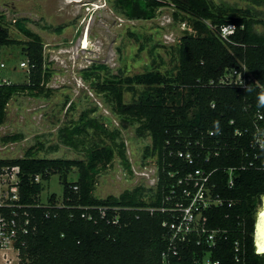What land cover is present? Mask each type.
<instances>
[{"label":"trees","instance_id":"obj_1","mask_svg":"<svg viewBox=\"0 0 264 264\" xmlns=\"http://www.w3.org/2000/svg\"><path fill=\"white\" fill-rule=\"evenodd\" d=\"M250 1L264 6V0ZM116 2L120 12L137 19L152 18L157 9L167 4L166 0ZM171 2L194 18L195 30L181 38L175 74L155 70L123 77L112 75L107 65L94 66L92 71L96 72L98 91L109 97L123 126L139 122V135L152 137L147 155L158 157V182L150 189L142 186L127 190L120 198L96 197L97 177L112 164L116 153L126 167L130 168V162L121 132L110 130L87 114L82 115L78 125L62 133L63 143L85 151V159L38 158L29 150L23 158L0 160V171L20 166L19 192L23 203H38L43 181L54 174H59L64 184L62 200L51 193L48 205L31 209L37 229L25 237L21 264H163L162 254L167 248V228L163 223L168 215L151 213L147 208L161 206L171 184L184 174L177 173L184 162L172 153L185 148L189 141L194 143L195 153H203L202 162L206 153H220L203 163L207 169H216V192L233 202L231 207L227 204L211 212L210 227L228 229L227 240L220 242L213 258L220 264H236L235 242L240 241L245 264H264V255L257 254L254 246V215L260 195L264 194V160L248 166L254 153L263 151L251 148V134L234 135L236 128H253L258 113L264 115L260 101L264 96V30L256 28L260 24L264 27V18L253 5L226 9L211 0ZM231 23L236 24L237 30L228 39L222 38L221 28ZM16 24L31 38L26 50L30 80L0 88V125L6 120L7 106L14 95H40L50 90L46 89L50 76L44 75L41 37L22 20ZM10 42L7 29H1L0 45ZM244 66L253 77L246 87L220 81L226 73ZM101 71L107 73L105 83L99 82ZM92 72L86 71L85 79H91ZM135 85L146 86V90L138 101L126 103L125 91ZM261 124L264 126V120ZM20 138L12 136L6 140ZM198 140L204 147L196 144ZM231 167H237L233 186L229 185L227 171ZM73 168H77L78 176L70 181L68 173ZM171 172L177 173L175 177L170 176ZM37 175L40 181H36ZM58 202L62 205L55 206ZM204 248L191 246L182 264H199ZM196 250L198 255H194Z\"/></svg>","mask_w":264,"mask_h":264},{"label":"rangeland","instance_id":"obj_2","mask_svg":"<svg viewBox=\"0 0 264 264\" xmlns=\"http://www.w3.org/2000/svg\"><path fill=\"white\" fill-rule=\"evenodd\" d=\"M166 1L154 17L137 19L120 12L116 0H0V31L7 29L11 41L0 45V60L6 64L0 69V78L15 83L30 80V66L23 68L21 63L29 64L26 50L31 38L18 28L17 20L41 37L44 75L50 76L46 84L49 91L40 95L18 93L10 100L6 120L0 125V160L23 158L29 150L38 158L85 159V151L63 143L62 133L78 125L87 114L110 130L121 132L130 162V168L126 167L116 153L112 164L97 177L96 197L120 198L127 190L154 187L158 157L147 155L152 137L139 135V122L123 126L109 97L98 91L96 72L92 71L94 66L107 65L112 75L123 77L155 70L175 74L178 45L187 32L195 33L194 18L171 0ZM211 1L226 9L253 5L264 18V6L250 0ZM256 28L264 30L261 24ZM86 71L92 72L89 80L85 79ZM100 73L99 82L105 83L107 73ZM145 90L143 85L127 87L125 102L138 101ZM12 136L21 138L6 140ZM41 145L44 148L40 149ZM68 174L70 181H75L77 168ZM43 185L44 202L51 193L63 199L64 184L59 174L43 181ZM5 256L0 250V264H21L14 251L7 255L12 262H6Z\"/></svg>","mask_w":264,"mask_h":264},{"label":"built area","instance_id":"obj_3","mask_svg":"<svg viewBox=\"0 0 264 264\" xmlns=\"http://www.w3.org/2000/svg\"><path fill=\"white\" fill-rule=\"evenodd\" d=\"M236 30V24L225 25L221 28V36L228 39ZM5 67V62L0 60V69ZM21 67L28 68L29 64L24 61L21 63ZM252 79L247 67L244 66L242 69L236 68L226 73L220 81L225 84L234 83L246 87L247 82ZM11 83L13 81L7 77L0 78V88ZM262 120H264V115L258 113L253 128H236L235 130L236 137L251 134V148L263 151V153H254V159L248 162L249 167L255 165V161L264 160ZM234 122V120L231 121L232 124ZM211 135H214V131L211 132ZM196 144L204 147V143L200 140L196 141ZM194 147V143L189 141L185 148L172 153L184 162V166L177 171V173L183 171L184 174L171 184L161 206L147 208L151 213L159 211L168 215L163 223L167 228V248L162 254L163 264H182L183 257L186 258V254L194 245L198 248H203V246L206 248L198 261L199 264H220V261L214 259L213 256L220 242L228 238V229L210 227L211 212L214 208L227 204L231 207L233 202L216 192L217 184L213 179L216 169H207L203 163L209 162L213 154L217 156L220 153H206L202 162L203 153H195ZM246 156H249V153ZM246 167L247 165L244 166V168ZM236 170L237 167L227 170L230 186L234 185ZM19 171L20 166L18 165L11 168L4 167L0 171V250L5 252L6 262H12V258L7 257L9 251H14L20 259L21 246L26 245L25 237L37 229L31 209L50 203L49 200L44 202L41 199L35 205H29L21 201ZM177 173L171 172L170 176L175 177ZM40 179L41 177L37 175L36 181H40ZM60 205L62 204L58 202L55 206ZM102 212L105 215V211L102 210ZM235 250L237 252L235 255L236 264H245V251L242 250L240 241L235 242ZM194 255H198L197 250L194 251Z\"/></svg>","mask_w":264,"mask_h":264},{"label":"water","instance_id":"obj_4","mask_svg":"<svg viewBox=\"0 0 264 264\" xmlns=\"http://www.w3.org/2000/svg\"><path fill=\"white\" fill-rule=\"evenodd\" d=\"M263 211H264V194H261L260 204L258 205L256 213L254 215L255 218L254 246H255V252L259 255H264V250H260V244L258 243V228L260 221L263 219V214H262Z\"/></svg>","mask_w":264,"mask_h":264},{"label":"bare ground","instance_id":"obj_5","mask_svg":"<svg viewBox=\"0 0 264 264\" xmlns=\"http://www.w3.org/2000/svg\"><path fill=\"white\" fill-rule=\"evenodd\" d=\"M262 214L263 219L260 221L258 228V243L260 244V250H264V211Z\"/></svg>","mask_w":264,"mask_h":264},{"label":"clouds","instance_id":"obj_6","mask_svg":"<svg viewBox=\"0 0 264 264\" xmlns=\"http://www.w3.org/2000/svg\"><path fill=\"white\" fill-rule=\"evenodd\" d=\"M260 101L262 104H264V96H261Z\"/></svg>","mask_w":264,"mask_h":264}]
</instances>
